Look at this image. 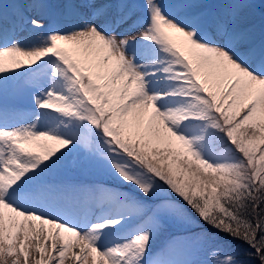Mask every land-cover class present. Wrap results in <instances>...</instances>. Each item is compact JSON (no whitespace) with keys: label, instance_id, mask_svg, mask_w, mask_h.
<instances>
[{"label":"snow or ice","instance_id":"obj_1","mask_svg":"<svg viewBox=\"0 0 264 264\" xmlns=\"http://www.w3.org/2000/svg\"><path fill=\"white\" fill-rule=\"evenodd\" d=\"M256 7L0 0V264H198L175 258L189 241L152 251L169 221L197 230L210 264H244L223 237L264 264ZM26 78L35 110L21 120L6 97ZM66 167L118 186L52 179Z\"/></svg>","mask_w":264,"mask_h":264},{"label":"rangeland","instance_id":"obj_2","mask_svg":"<svg viewBox=\"0 0 264 264\" xmlns=\"http://www.w3.org/2000/svg\"><path fill=\"white\" fill-rule=\"evenodd\" d=\"M51 10L55 11L56 8L54 7ZM26 81L27 84H29L30 78H26ZM16 88L20 90H26L27 86L25 82L22 81L18 87H13L12 89ZM34 92L35 89L33 87H29L26 90L25 95L22 96V101L20 102L12 100V95H9V92L7 94V105L9 108L15 109L18 113H20L21 120H27L31 116L32 111L35 110L33 103ZM99 171V168H93L88 171H79L70 167H66L55 173L52 176V179L55 181L73 180V182L96 184L98 174L100 173ZM192 231L193 230L187 229L184 226L175 224L171 221L166 222L160 233L156 235L152 241V251L154 253H161L162 251L168 249L169 246L174 242L189 241L185 253L183 255H178L175 258L195 260L198 262V264H210L212 256L210 255L208 247L201 246L195 241H192L190 238ZM225 251H229V248H226ZM65 264H74V262L71 259H66ZM89 264H91V258L89 260Z\"/></svg>","mask_w":264,"mask_h":264},{"label":"trees","instance_id":"obj_3","mask_svg":"<svg viewBox=\"0 0 264 264\" xmlns=\"http://www.w3.org/2000/svg\"><path fill=\"white\" fill-rule=\"evenodd\" d=\"M209 3H214L215 0H208ZM96 184L105 185L110 187H117V182L115 179L107 175L102 169L99 171ZM67 181V180H66ZM72 181L73 180H68ZM135 224V221L132 222ZM206 227V226H205ZM209 231H215L214 229H209ZM224 240L229 242L230 247L229 251L236 255L237 259L243 261L244 264H260L258 258L255 257L254 249L250 248L246 243L241 240H231L230 237H223ZM248 253H253L252 256H249Z\"/></svg>","mask_w":264,"mask_h":264}]
</instances>
